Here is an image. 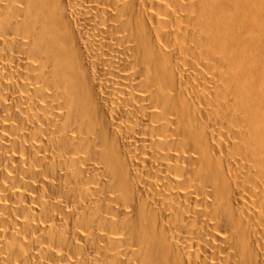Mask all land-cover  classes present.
<instances>
[{"label": "bare ground", "instance_id": "obj_1", "mask_svg": "<svg viewBox=\"0 0 264 264\" xmlns=\"http://www.w3.org/2000/svg\"><path fill=\"white\" fill-rule=\"evenodd\" d=\"M0 264H264V0H0Z\"/></svg>", "mask_w": 264, "mask_h": 264}]
</instances>
